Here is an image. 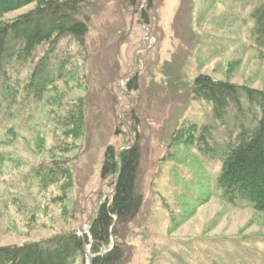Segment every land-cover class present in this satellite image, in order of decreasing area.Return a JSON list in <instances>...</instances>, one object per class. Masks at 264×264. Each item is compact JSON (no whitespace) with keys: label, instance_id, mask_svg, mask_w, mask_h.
<instances>
[{"label":"rangeland","instance_id":"374dc122","mask_svg":"<svg viewBox=\"0 0 264 264\" xmlns=\"http://www.w3.org/2000/svg\"><path fill=\"white\" fill-rule=\"evenodd\" d=\"M262 4L88 0L86 45L60 43L58 53L72 55L68 72L38 103L22 91L35 62L10 63L7 76L19 92L0 123V247L86 234L113 191L112 178L101 175L107 148L138 142L143 203L120 230L122 264H264V211L246 200L229 203L218 184L223 145L240 123L253 125L256 109L245 103L240 118L228 109L219 120L193 91L199 74L264 90V47L255 42ZM79 103L85 119L77 134L64 120ZM90 256L88 246L73 264H90Z\"/></svg>","mask_w":264,"mask_h":264},{"label":"trees","instance_id":"16d2710c","mask_svg":"<svg viewBox=\"0 0 264 264\" xmlns=\"http://www.w3.org/2000/svg\"><path fill=\"white\" fill-rule=\"evenodd\" d=\"M87 1L0 0V16L36 2L35 8L17 18L0 21V123L6 110L18 100V81L14 87L15 83L10 82L7 76L9 64L35 62L30 80L23 85L22 91L28 93L24 98L31 96L37 103L41 101L48 85L68 72L72 55L70 52L58 53L60 43L71 38L81 47L86 45L89 31V16L85 11ZM255 15L258 35L255 42L264 47V4ZM143 16L146 18V13ZM43 45H47L45 53L37 57V51ZM137 79L134 76L129 80L131 90L137 89ZM193 91L199 98L212 103L214 115L219 120L228 109L236 110L237 118H240L245 103L251 107L248 109H256L252 116L253 125L240 123L235 137L223 145L218 184L229 203L246 200L254 208L264 211V90L199 74L194 79ZM82 106L79 103L74 111L70 108L65 116L64 121L72 127L71 133L83 127L85 115ZM206 149L211 150L207 145ZM140 158L138 142L120 150L109 146L101 175L112 178L113 191L98 206L88 232L83 234L78 230L40 242L0 247V264H73L77 256L87 253L88 246L92 254L90 264H122L127 244L120 240V230L136 218L143 203V195L137 190Z\"/></svg>","mask_w":264,"mask_h":264},{"label":"water","instance_id":"95a60500","mask_svg":"<svg viewBox=\"0 0 264 264\" xmlns=\"http://www.w3.org/2000/svg\"><path fill=\"white\" fill-rule=\"evenodd\" d=\"M94 217H95V214H94ZM89 258H90V262H91L92 257L90 256Z\"/></svg>","mask_w":264,"mask_h":264}]
</instances>
